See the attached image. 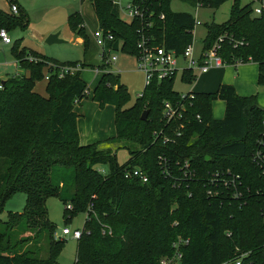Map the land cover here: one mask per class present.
<instances>
[{
	"label": "trees",
	"instance_id": "1",
	"mask_svg": "<svg viewBox=\"0 0 264 264\" xmlns=\"http://www.w3.org/2000/svg\"><path fill=\"white\" fill-rule=\"evenodd\" d=\"M86 1L98 28L121 41L126 54H137L141 36L177 54L193 40V17L173 13L170 4L175 0L148 5L150 27L146 21H121L111 0ZM177 1L194 6L192 0ZM228 1L204 0V7L218 8ZM252 4L241 6L234 0L226 22L206 25L203 48L223 37L219 56L228 64L250 58L257 66V85L264 90V11L254 16ZM67 24L86 47L78 13L70 15ZM26 26L21 16L0 10V30ZM12 52L24 74L0 80V212L18 193L25 195V206L0 221V264H57L64 239H54L56 227L46 208L49 198L63 204L64 220L77 213L86 216L74 264H160L173 255L178 235L184 240L178 264H229L241 255L246 257L240 264H264V109L254 96L239 97L231 85H220L213 94H182L174 90V75L162 81L154 78L125 108L130 97L119 76L106 72L105 65L96 67L101 74L92 101L99 108H114L112 140L125 142L129 153L118 165L115 152L79 143L75 106L89 94L81 79L87 65L61 63L18 48L17 43ZM29 56L34 59L28 61ZM51 64H79L81 70L61 79L51 74L46 96H41L34 83ZM180 80L191 85L196 76L184 70ZM215 100L224 103L221 120L212 118ZM164 102L180 116L165 118ZM134 169L146 175L147 183L125 178ZM214 175L229 184L210 183ZM136 195L146 197L149 205ZM168 219L176 224L166 223ZM40 239L47 248L45 259L38 257Z\"/></svg>",
	"mask_w": 264,
	"mask_h": 264
},
{
	"label": "rangeland",
	"instance_id": "2",
	"mask_svg": "<svg viewBox=\"0 0 264 264\" xmlns=\"http://www.w3.org/2000/svg\"><path fill=\"white\" fill-rule=\"evenodd\" d=\"M250 2L251 0H239L241 6L249 4ZM233 3L234 0H230L218 8H203L196 10L185 2L175 0L171 2L170 9L173 13H188L193 19L201 22V25L196 26L193 32V46L196 52H198L201 49L203 40L206 36L205 26L211 23L222 24L226 22L229 18V12ZM11 4L17 7L18 12L15 16H21L27 21V26L24 29L16 28L9 32L4 30L10 38L11 44L4 45L0 41V80H5L8 77L15 76V74H24L23 70H18L15 66L12 52L15 43H17L18 48H25L26 50L38 52L49 59L61 63H85L87 68L81 72V79L86 83L89 94L87 98H84L80 102V105L75 107V113L78 115L77 125H79L81 137L83 140L88 139L92 142L86 143L87 145L95 144L97 149L102 152H115L116 163L118 165H123L128 160L129 153L123 148L125 142L112 140L115 137L113 108H111L112 106L99 108V106L97 104L95 105V102L92 101V92L97 84L96 76L98 73V71H95L93 68L105 65L107 66L106 72H112L119 76L120 83L125 86L130 97L128 104L125 106V108H129L136 102V98L142 94L146 85L144 74L137 69L136 58L122 52V42L118 40L115 44V48L117 49L113 52V55L117 57V62L114 65H107L101 61L99 57L100 49L95 45L92 38L93 32L98 29V24L89 1L11 0L9 3V0H0V10L9 13ZM256 6L257 4L251 5L252 8ZM74 13H78L83 22L85 36L88 40L86 47L82 44V39L78 38L68 28V17ZM118 17L123 22H130L122 13H118ZM56 33L59 34V39H61L63 43L52 45L46 44V39L50 35ZM28 58L33 57L29 56ZM242 65H249L255 69L256 74L257 68H254L251 62ZM236 69L237 68L229 66L211 70L209 73L202 76L197 75L196 82H193L191 85L181 82V72L179 71L174 81V90L182 94L191 90H193L194 93L213 94L217 91L220 85H229L231 77L236 76ZM42 74L43 78L35 81L34 90L39 95L46 96L45 88L47 82L45 77L47 75V70L44 69ZM90 85H93L92 88H89ZM240 87L236 91L237 96H254L257 105L264 109V90L257 85L256 79L253 84H247L244 82ZM108 108L111 109V113L109 114L105 111V109ZM211 109L212 118L214 120H221L223 118L224 103L222 101H213ZM127 147L131 148L129 144H127ZM132 148L135 147L132 146ZM97 170L103 173L107 172V168L104 166H98ZM134 197H140L145 205H149L146 197H141L140 195ZM24 206V194L18 193L12 195L2 206L0 221L6 222L7 216L10 212L21 213ZM46 208L49 221L56 227L54 239H64L56 263L74 264L77 240L73 239L71 235L63 236L61 231L63 228H68L71 232L75 230L81 231L86 216L85 214L77 213L71 216L70 219L64 220V206L57 198H49L46 201ZM175 222L176 220L173 219H168L166 221V223L171 226L175 225ZM17 232L18 231L15 233V237ZM178 236L172 243L173 255L162 258L160 264L163 261L165 264H178L179 260L176 258V255L180 252L179 246L184 243V240ZM19 237H21V235ZM39 242L42 252L38 257L45 259L47 257V248L45 247L43 239H40ZM166 255L168 254H165L164 256Z\"/></svg>",
	"mask_w": 264,
	"mask_h": 264
},
{
	"label": "built area",
	"instance_id": "3",
	"mask_svg": "<svg viewBox=\"0 0 264 264\" xmlns=\"http://www.w3.org/2000/svg\"><path fill=\"white\" fill-rule=\"evenodd\" d=\"M154 1L156 2L158 0H111L112 5L117 9L118 13H122L130 22L133 20L146 21L149 27L151 26L149 18L152 13L149 11L148 5ZM192 1L194 2L193 7L196 10L205 8L204 0ZM251 2L253 4H257L256 7L252 8V14L254 16L261 15L264 11V0H251ZM17 12V7L15 5H11L10 13L16 14ZM160 19H163V15L160 16ZM193 20L194 26L191 31L192 37L195 27L201 25L200 21L196 19ZM92 38L95 45L100 49L99 57L101 61L107 65H114L117 62V57L113 55V52L117 49L115 48L116 41L114 35L110 31H104L98 28L93 32ZM0 39L1 43L4 45L11 44V40L4 30L0 31ZM153 42L154 40L141 36L139 42L137 43V54L134 56L136 58L138 71L144 74L146 86L149 85L154 78L158 81H162L177 75L179 71L182 73L184 70H190L193 71L194 75L197 77V75L200 76L207 74L211 70L221 69L227 66L237 67L251 62V59L249 58L245 63L241 61H238L235 64L226 63L219 56L223 37H219L208 49H204L202 43V47L198 52H196L192 40L191 44H189L181 54H177L173 50H168L164 46L155 45ZM32 59L33 58H28V61H32ZM48 70L45 77L46 81L49 80L51 74L53 73L61 79L65 77V75H72L76 71H80L81 67L79 64L73 66H56L51 64L48 65ZM95 71L99 72L98 69H95ZM162 112L168 120L173 119V117L178 114L173 108V105L169 102H164ZM179 116L180 114L177 115V117ZM184 167L187 168L186 163ZM125 178H137L141 183H147L148 181L146 175H144V173L139 169H134L125 173ZM217 182L223 186H227L229 184L227 179H220L218 178V175H214L210 179V183L215 184ZM208 194L213 195L214 193L210 190L208 191ZM88 209L91 210L92 205H89ZM61 234L63 236L71 235L73 239L78 240L80 238L81 231L75 230L71 232L68 228H63ZM243 257H246V255H241L229 264H240ZM176 258L179 260L181 255L177 254ZM162 264H165V262H162Z\"/></svg>",
	"mask_w": 264,
	"mask_h": 264
},
{
	"label": "crops",
	"instance_id": "4",
	"mask_svg": "<svg viewBox=\"0 0 264 264\" xmlns=\"http://www.w3.org/2000/svg\"><path fill=\"white\" fill-rule=\"evenodd\" d=\"M82 42V40H81ZM38 53V52H37ZM15 66L18 70H21L19 68V66L17 65V63L15 62ZM229 67V66H227ZM232 67V66H231ZM253 67L254 68H257L255 64H253ZM233 68H237L236 69V76L234 77H231V81L229 82V85L233 86L234 89H235V92L237 91V89L245 82L247 84H253L254 80L257 79V69H256V74H255V69H253L252 67H250L249 65H241V66H237V67H233ZM96 69V68H95ZM209 73V72H208ZM101 73L98 72L97 73V76H96V79L98 80V77ZM15 76H22V75H19V74H15ZM202 76V75H200ZM196 80H197V77H196ZM196 82V81H195ZM257 83V81H256ZM93 85H90L89 88H92ZM241 88V87H240ZM90 90V89H89ZM188 92H193V90L191 91H188ZM186 92V93H188ZM96 105V103H94ZM80 105V103H78L76 106ZM75 106V107H76ZM107 107V106H106ZM113 108V107H111ZM261 108V107H260ZM81 109V108H80ZM105 111L109 113H111V109L108 108V109H105ZM113 113H114V108H113ZM78 120V119H77ZM114 121V120H113ZM115 128V127H114ZM77 130H79V143L81 145H87L86 143H92L91 141H89L88 139L86 140H83L82 137H81V134H80V128H79V125H77ZM83 140V141H82Z\"/></svg>",
	"mask_w": 264,
	"mask_h": 264
},
{
	"label": "water",
	"instance_id": "5",
	"mask_svg": "<svg viewBox=\"0 0 264 264\" xmlns=\"http://www.w3.org/2000/svg\"><path fill=\"white\" fill-rule=\"evenodd\" d=\"M46 44L48 45H52V44H62L63 41L61 39H59V34H53V35H50L46 41H45ZM147 115H148V110L147 111H143L140 115V120L141 121H145L146 118H147Z\"/></svg>",
	"mask_w": 264,
	"mask_h": 264
}]
</instances>
